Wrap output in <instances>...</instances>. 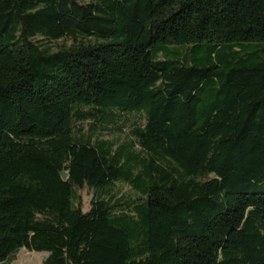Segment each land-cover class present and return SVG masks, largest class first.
<instances>
[{"label":"trees","instance_id":"16d2710c","mask_svg":"<svg viewBox=\"0 0 264 264\" xmlns=\"http://www.w3.org/2000/svg\"><path fill=\"white\" fill-rule=\"evenodd\" d=\"M22 249L264 264V0H0V264Z\"/></svg>","mask_w":264,"mask_h":264},{"label":"rangeland","instance_id":"374dc122","mask_svg":"<svg viewBox=\"0 0 264 264\" xmlns=\"http://www.w3.org/2000/svg\"><path fill=\"white\" fill-rule=\"evenodd\" d=\"M38 40H42L39 38ZM46 42V41H44ZM46 44V43H45ZM74 42L71 39H63L58 42H51L48 45L52 51L56 52L61 48H70ZM144 120L139 115H131L124 117L117 121L116 124L111 125L110 128L104 130L100 127L96 129H91L90 122L82 123L78 126V136H88L91 135L94 139H101L106 141H125L128 139L130 130L135 125H143ZM212 178V177H211ZM111 195H116L118 197L124 196L127 198H134L135 194L132 189L124 184H117L112 190ZM95 193L92 190L84 189L81 192L83 211L88 212L91 208V202L95 199ZM48 253L42 252H28L22 249L15 256L14 260L9 263L4 264H44Z\"/></svg>","mask_w":264,"mask_h":264},{"label":"water","instance_id":"95a60500","mask_svg":"<svg viewBox=\"0 0 264 264\" xmlns=\"http://www.w3.org/2000/svg\"><path fill=\"white\" fill-rule=\"evenodd\" d=\"M62 178H63V180H66L67 179V173H62Z\"/></svg>","mask_w":264,"mask_h":264}]
</instances>
